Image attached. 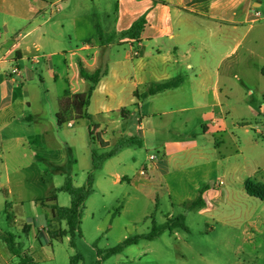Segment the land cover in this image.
I'll return each instance as SVG.
<instances>
[{
  "label": "crops",
  "instance_id": "0c3cea01",
  "mask_svg": "<svg viewBox=\"0 0 264 264\" xmlns=\"http://www.w3.org/2000/svg\"><path fill=\"white\" fill-rule=\"evenodd\" d=\"M142 17L146 24L140 38H122ZM258 59L264 62V0H0V210L10 224L29 227V235L31 225L24 223L19 211L28 172L36 169L41 179L51 160L64 150L74 152L69 158L74 168L79 162L76 150H80L91 171L92 150L101 149L102 141L113 147L120 139L135 136L141 146L125 148L94 172L95 192L82 218L83 238L91 235L96 250H108L101 243L106 232L100 222L106 196L113 195L111 186L128 187L142 195L145 209L153 203L155 209L142 216L151 225L153 220L162 225L182 215L187 227L193 215L206 219L210 228L221 224L227 234H234L244 224L241 217L215 209L257 199L248 195L245 182H259L260 169L240 166V146L235 144V153L227 150V133L221 132L220 122L228 129L226 114H230L235 79L248 69L261 73L264 67H256ZM103 65L108 73L86 109L90 118L76 119L67 102L90 86L80 68L94 72ZM14 67L19 69L16 75ZM175 80H181L177 87L142 98L154 84ZM66 108L72 119L60 126L56 116ZM90 132L96 138L93 141ZM83 134L92 146L86 143L77 149L78 136ZM151 154L158 160L151 163L149 178L143 179L139 171L149 164ZM52 176L49 173L46 178ZM219 181L224 184L214 187ZM61 193L51 204L66 207L60 203ZM199 199L202 205L193 206ZM163 202L170 213L159 223L157 213ZM53 221L51 212L39 230L55 231L50 228ZM246 221L253 232L247 228L244 233L254 240L263 232L262 225L251 217ZM60 224L68 229L66 222ZM181 232L188 228L165 230L154 240H140L100 260L130 264L129 257H117L132 246L168 236V242L143 250L138 262L154 254L152 264L172 263L176 251L179 258L197 264H251L240 257L236 262L209 260L203 249L188 241L184 248L173 245L172 237ZM7 250L12 254L8 246ZM243 250L239 246L236 255ZM4 264H10V258Z\"/></svg>",
  "mask_w": 264,
  "mask_h": 264
},
{
  "label": "rangeland",
  "instance_id": "374dc122",
  "mask_svg": "<svg viewBox=\"0 0 264 264\" xmlns=\"http://www.w3.org/2000/svg\"><path fill=\"white\" fill-rule=\"evenodd\" d=\"M256 67H264L263 60H256ZM229 100V110L227 112H230V114H226L228 129L224 130L220 122L221 132L227 133V136H225V140L228 143L227 150L235 153V144H238L243 154V156L239 157L240 166L248 169L258 167L260 169L259 182L264 183V77L257 68L256 71L248 69L242 74L240 79H235ZM255 118L257 119L255 120ZM249 125H252V127H249ZM93 139L95 140L96 138L94 137ZM77 142V149H80L81 145L86 143L92 146L90 138L86 134L78 136ZM76 153L79 162L75 168L72 165L73 161H69V158L74 156L72 150H64V153L59 157L55 156L49 163L48 171H45L46 173L42 175L44 181L42 178L39 179V171L36 169L31 171V173H27L29 175L27 186L25 187L26 190L23 191V204L19 207V211L24 223L31 225V231L28 236L25 235L26 225L21 224V222L10 224L4 211L0 210V231L5 234L0 235V254L2 256L0 257V264H4V259L9 258L10 264H19V259L7 250L4 242L6 234L19 237L16 239V243L24 242L25 250H28L35 261L40 264H103L97 255L96 248L93 246L91 235L86 238L76 236L74 239L75 245L73 246L70 235L59 241L50 240L48 231L39 230L40 225L44 223L47 217L51 216L52 211L45 207L52 205L49 200L52 191L55 188H60L71 173H73V179L77 186L80 187L86 183L87 173L90 168H86L88 164L85 166L82 152L76 150ZM62 155H64V159H62ZM58 161L63 163L61 164ZM35 166L39 170L43 169V166L40 167L39 164ZM55 166H60V168L58 170L53 169ZM49 173L50 175L53 173V176L46 178ZM109 189L113 195L107 194L106 196L100 222L102 229L106 232L101 243L104 248L108 249L123 243L127 238L147 233L151 229V221L150 219L144 220L142 216L147 210L151 209L153 211L155 209L153 203H148L149 206L147 205L145 209L144 197L136 195L128 187L111 186ZM16 191V201H19L20 188H17ZM137 196L139 199H137ZM60 203L69 207L70 196L62 192ZM218 207L215 209L216 213H234L239 218L241 217V222H244L240 229L234 231V234H227L221 224L214 225V229L210 228L213 226L211 224L207 226L205 224L206 219H194L193 215H191L187 219L188 232H181L179 236L172 237L171 243L184 248L187 245L186 241H188L203 249V253L212 261L236 262L237 258L240 257L249 260L251 264H264V203L258 199L249 198L247 201L240 200L230 206L221 205ZM168 213H170V210H168L167 203H161L157 213L159 223H164ZM175 213L176 215L180 214V212ZM248 217L262 225L263 232L257 233L254 240L247 239L244 233L247 228L253 232V228L246 221ZM207 221L212 222V220L208 219ZM86 227H88L87 224ZM50 228L56 231L62 229L61 224L57 221H53ZM168 241V236H164L162 239L156 240L155 243H141L128 248L125 253L120 254L117 258L121 260L129 257L131 260L130 264H152L155 259L154 254L148 255L146 258L142 257L140 259L142 263L138 262L137 256L143 250L153 249L157 243H166ZM239 246L244 248L242 253H240L241 256L236 255ZM172 254L174 261L167 264H197L188 258L184 260L179 258L177 256L179 252L174 251ZM186 254L189 256L192 253L188 251ZM250 255L252 257H248ZM72 258L76 261L72 262ZM134 259H136L135 262L132 261ZM147 260L150 263H147ZM112 261L107 264L116 263V260Z\"/></svg>",
  "mask_w": 264,
  "mask_h": 264
},
{
  "label": "trees",
  "instance_id": "16d2710c",
  "mask_svg": "<svg viewBox=\"0 0 264 264\" xmlns=\"http://www.w3.org/2000/svg\"><path fill=\"white\" fill-rule=\"evenodd\" d=\"M146 24L145 17H142L138 21H136L132 27L123 32L122 38L129 39H139L141 33ZM100 37L103 38V34L99 32ZM108 73L107 65H103L98 68L94 72H88L83 67L80 68L81 76L90 82V86L87 92L83 94H78L73 96L72 99H69L68 107H72V111L75 114L76 119L82 118H90V115L86 112L87 107L90 104L91 97L93 92L98 85L101 78ZM261 74L264 77V68L261 70ZM181 83V80H175L171 82H166L162 84H154L147 93L142 95V98H147L150 95H155L164 90L177 87ZM69 109V108H68ZM58 124L64 125L68 121L72 119V115L67 113V108L62 112L57 114ZM90 138L92 139V133L90 132ZM142 141L135 136H131L128 138L120 139L113 147H110L107 143L101 142V149H93L92 150V169L87 175L86 183L80 187L74 184L73 178L68 176L64 182V184L59 189H54L52 191V196L50 198V202H55L57 198L58 192L67 193L70 196L71 204L69 207H61L58 204L54 203L49 205L50 209L53 212V218L55 221L62 223L66 222L68 229L67 230H55L50 231L49 236L52 240H60L64 237L70 235L71 244L74 246V239L76 236L83 238L84 234L81 229L82 218L86 212V203L87 200L93 195L95 192L94 183L95 177L94 172L103 168L105 162L112 157H115L120 152H122L125 148L131 146H141ZM245 188L248 195L255 197L264 202V184L255 181L254 179H248L245 182ZM202 205L201 200H197L193 203V206ZM182 229L187 230L185 224V217L178 216L173 219L167 220L165 224L159 225L155 220L152 223V229L150 232L138 235L132 238L127 239L124 243L119 244L118 246L108 249L106 251L97 250V255L100 259L110 258L113 255L121 252L126 246L135 245L139 243L140 240H154L158 238L163 231L165 230H173V229ZM29 227L25 228V235L28 236ZM17 237L15 235H6L4 238L8 249L10 252L19 259V264H39L35 262L34 258L31 255L26 254L24 247V242L16 243ZM94 247H97V244H94ZM72 262H75L74 258L71 259Z\"/></svg>",
  "mask_w": 264,
  "mask_h": 264
},
{
  "label": "built area",
  "instance_id": "2783aa9c",
  "mask_svg": "<svg viewBox=\"0 0 264 264\" xmlns=\"http://www.w3.org/2000/svg\"><path fill=\"white\" fill-rule=\"evenodd\" d=\"M258 15V14H257ZM134 55L136 56V55H138V51H135L134 52ZM17 73H19V69L17 68V67H14L13 69H12V74L13 75H16ZM139 132L140 133H143L144 132V128H143V126H140V128H139ZM156 160H158V156L156 155V154H151L150 156H149V164H147L145 167H143L140 171H139V175L143 178V179H148L149 178V170H150V165H151V163L152 162H154V161H156ZM224 184V182L223 181H219L218 183H216L215 185H214V187H216L217 185H219V186H221V185H223Z\"/></svg>",
  "mask_w": 264,
  "mask_h": 264
}]
</instances>
